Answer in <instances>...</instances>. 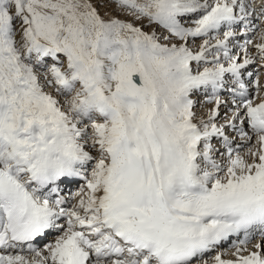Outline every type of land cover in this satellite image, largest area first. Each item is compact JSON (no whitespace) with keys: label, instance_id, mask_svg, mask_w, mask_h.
Segmentation results:
<instances>
[{"label":"snow or ice","instance_id":"obj_1","mask_svg":"<svg viewBox=\"0 0 264 264\" xmlns=\"http://www.w3.org/2000/svg\"><path fill=\"white\" fill-rule=\"evenodd\" d=\"M105 2L0 0V264H264V0Z\"/></svg>","mask_w":264,"mask_h":264},{"label":"bare ground","instance_id":"obj_2","mask_svg":"<svg viewBox=\"0 0 264 264\" xmlns=\"http://www.w3.org/2000/svg\"><path fill=\"white\" fill-rule=\"evenodd\" d=\"M97 1V0H96ZM94 3H95V0H94ZM115 4V3H114ZM114 4L113 3H108V5H107V7H105L106 8V10H105V12L104 13H101V12H103V11H100V7H98L97 6V8H98V10L100 11V13H101V15H105L106 13H107V16H119L121 19H130V17H126V15L123 13V12H121V11H119L118 9H117V6H114ZM116 5V4H115ZM107 16H106V18H107ZM145 30H148V28L146 27V29ZM239 30V29H238ZM250 36H251V33L249 34ZM243 39H244V37L243 36H240V37H237V40L240 42V43H243ZM202 42V39L201 38H197V40L195 41V43L196 44H199V43H201ZM232 51L234 52V53H237V52H240V49L238 48V47H236V48H233L232 49ZM51 61H49V63H50ZM256 67H258V66H249L248 67V69H247V71H253V69L254 68H256ZM252 80L251 79H248L247 80V82H248V84H249V86H250V88L252 87V82H251ZM261 81H262V83H264V76H262L261 77ZM201 93L202 92H196V93H194V95H193V99L197 102L198 100L197 99H199V98H201V97H203V96H201ZM220 95L225 99V100H228L227 99V97L229 96L228 95V93L227 92H221L220 93ZM204 97H205V99H206V95H204ZM206 101V100H205ZM205 101H201L202 102V107L199 109V111H198V107L196 108L195 106H194V111H196V113H197V115L199 116V115H201V114H203V113H206L207 112V110L209 109V108H211V107H213V105L212 104H209V103H205ZM205 103V104H204ZM197 104H198V102H197ZM195 105H196V103H195ZM228 107H229V105H227V106H225V105H221V107H220V110H221V108L222 109H224L225 111H227L228 110ZM229 113H230V110H229ZM224 120V119H223ZM223 120L221 121V120H218L220 123H223ZM237 123V122H236ZM246 131L248 130V126H246V128H245V126L243 127ZM226 130H228L229 132H227V134L230 136V137H233L234 136V134L235 133H238V131H236V130H233V129H226ZM231 130H233V131H231ZM213 144L218 148V146H220L221 145V143H214L213 142ZM219 144V145H218ZM238 145H241L242 144V141H241V139L238 141V143H237ZM236 144V145H237ZM241 150H243V149H241ZM220 153H223L225 156L227 155V153H226V151H225V149L223 150V148L222 149H220ZM82 183V182H81ZM73 187H76V185H73L72 187H71V189L73 188ZM79 189V186L78 187H76L75 188V191H77ZM65 195H67L68 193H64ZM50 237H47L48 239H50V241L53 239V236L52 235H49ZM259 237H260V234H259ZM258 240V239H257ZM257 240H254L252 243H250V245H249V247H251L252 246V244H255L256 242H257ZM229 250H231V243L230 242H227V243H225V245H224V247L223 248H219V249H217V251H224V252H228ZM213 255H215V253H209V255H207L205 258H210L211 256H213Z\"/></svg>","mask_w":264,"mask_h":264},{"label":"rangeland","instance_id":"obj_3","mask_svg":"<svg viewBox=\"0 0 264 264\" xmlns=\"http://www.w3.org/2000/svg\"><path fill=\"white\" fill-rule=\"evenodd\" d=\"M108 3H113V4H114V2L100 3V0H97V1L95 0V4H96V6L100 7V11H103V10H104V11L101 12V13H104V12H105V10H106L105 7H107ZM114 6H116V5L114 4ZM124 14H125V13H124ZM125 15H126V14H125ZM126 17H128V16L126 15ZM148 30H150V29H148ZM253 66H257V65H253ZM251 82H252V81H251ZM249 87H250V86H249ZM204 95H205L204 93H201V96H203V97L197 99V100H198V101H197L198 104H197V102H196L195 107H196V108L198 107V111H199V109L202 107V102H201V101H202V100H203V101L206 100L205 103L207 102V98L205 99ZM205 103H204V104H205ZM78 186H79V185H76V187H78ZM76 187H73V188L71 189V191H72V192H75V188H76ZM48 237H50V236H48ZM47 240L50 241V239H48V238H47ZM48 241H47V242H48Z\"/></svg>","mask_w":264,"mask_h":264}]
</instances>
